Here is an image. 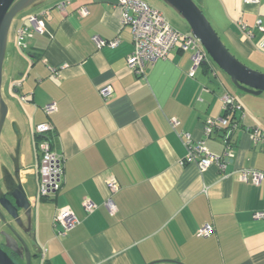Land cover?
<instances>
[{
    "label": "crops",
    "instance_id": "crops-1",
    "mask_svg": "<svg viewBox=\"0 0 264 264\" xmlns=\"http://www.w3.org/2000/svg\"><path fill=\"white\" fill-rule=\"evenodd\" d=\"M62 1L60 10L56 5ZM118 1L38 0L10 27L0 162L12 167L18 134L20 176L31 200L37 189V124L50 125L51 146L63 159L59 191L32 205L42 264H264V217H255L264 213V179L258 185L239 179L241 169L264 171V144L247 130L264 136V92L237 90L209 58L190 76V53L177 47L136 75L126 65L132 35L122 25ZM193 1L236 57L264 69V50L257 47L264 33L254 27L257 19L264 25V0ZM34 12L42 13L44 33L26 38L22 51L15 29ZM93 36L119 42L97 47ZM106 84L111 91L103 98L99 89ZM227 92L241 106L235 112L240 128L233 132L232 160L223 169L211 165L203 171L182 163L183 133L221 153L222 131L206 137L203 123L223 114L221 97ZM49 103L56 110L47 115L42 108ZM108 180L117 183L114 192ZM108 197L116 206L113 215L103 205ZM84 200L96 208L85 212ZM59 207H68L79 220L62 237L53 226ZM205 224L213 232L198 235ZM31 264H41L40 254Z\"/></svg>",
    "mask_w": 264,
    "mask_h": 264
},
{
    "label": "built area",
    "instance_id": "built-area-1",
    "mask_svg": "<svg viewBox=\"0 0 264 264\" xmlns=\"http://www.w3.org/2000/svg\"><path fill=\"white\" fill-rule=\"evenodd\" d=\"M247 4H257L260 0H243ZM65 1L59 2L56 7L62 10L65 6ZM118 6L121 8V22L122 25H128L132 35V50L126 57V65L136 75L143 76L145 68L148 65L155 63L158 60L165 59L171 50L178 48L181 51L189 52L192 61L190 69V76L195 72V69L204 63L209 57L198 39L194 38L190 33H181L174 29L165 19L162 12L143 0H119ZM82 14H86V9H81ZM241 27L247 30L245 24ZM254 27L261 33H264V25L261 19H257ZM44 22L42 13L34 12L27 16L26 22L22 23L15 29V43L16 46L24 51L26 48L25 40L31 37L32 34L44 33ZM250 33V30L247 31ZM92 39L97 47L108 46L115 47L118 44V39L104 41L97 36ZM259 50H264V40L262 39L258 44ZM111 91V86L106 84L99 89L100 95L105 98ZM25 100V97H20ZM223 104V114L216 118H207L203 123L204 134L209 137L213 130L224 129L222 136L223 149L220 154H214L208 151L204 141L192 142L190 135L183 133V142L187 148L185 157L182 163L193 162L200 171L205 170L211 165L223 169L226 164L232 160L234 153L232 151V143L228 137L236 129L240 128L239 118H233L237 110L241 109L235 97L230 93H225L221 97ZM43 111L49 115L56 110L55 103H49L43 106ZM251 131L255 142L264 144V136L258 133L257 129L247 128ZM51 127L47 123H40L34 127V136L39 137L37 142L38 161L36 163L37 172V189L35 196L31 199L34 205L41 198L53 196L59 191L63 181V159L52 148L50 139L48 137ZM239 179L241 182H249L254 185L260 184L264 179V171L253 168H245L239 170ZM106 186L110 192H114L118 185L114 180H108ZM83 208L85 212L90 213L96 205L89 200H84ZM103 205L109 214L116 212V206L108 197ZM256 218H263V212H257ZM79 224V220L68 207H59L56 209L53 217V226L55 228L56 236H66L70 230ZM213 232V227L205 224L198 230V235L207 236ZM41 264L44 260L43 253L40 252Z\"/></svg>",
    "mask_w": 264,
    "mask_h": 264
},
{
    "label": "water",
    "instance_id": "water-1",
    "mask_svg": "<svg viewBox=\"0 0 264 264\" xmlns=\"http://www.w3.org/2000/svg\"><path fill=\"white\" fill-rule=\"evenodd\" d=\"M37 1L0 0V133L5 125L8 111L2 96V74L10 27L16 16ZM161 1L186 21L190 34L198 39L211 60L229 77L237 90L252 95L264 92V72L250 68L230 52L201 8L193 0ZM12 128L14 129V124ZM20 140V136L16 134L14 152L10 156L12 167L3 166L1 169L4 192L0 189V219L5 223L4 216L8 217L12 223L9 229L14 237L6 236V233L2 231L6 242L0 244V264H17L7 250L20 259V264H31L33 256L40 253L32 228V203L20 176L18 160Z\"/></svg>",
    "mask_w": 264,
    "mask_h": 264
},
{
    "label": "rangeland",
    "instance_id": "rangeland-1",
    "mask_svg": "<svg viewBox=\"0 0 264 264\" xmlns=\"http://www.w3.org/2000/svg\"><path fill=\"white\" fill-rule=\"evenodd\" d=\"M145 1H147L148 3H150L151 5H153L158 10H160L162 12V14L164 15L165 19L167 20V22H169V24H171L173 27H175L179 32H181V33H183V31H188L189 32V26L186 23V21H184L183 19H181L171 8H169L161 0H145ZM210 24H211V22H210ZM212 27H213V25H212ZM208 58H209V61L212 62L216 66V68L222 72V70L220 68H218V66L211 60V58L210 57H208ZM238 60H240L242 63H244L245 65L249 66L250 68H253V69L258 70L260 72H264V69L261 68V67H258L257 68V66H254V65L250 64L249 62H246L245 60H241L240 58H238ZM1 140H2V131L0 133V141ZM3 155L4 154L0 150V160H3ZM3 166H4V161L0 162V170L3 168ZM14 261L17 264H19V262H17V260H14Z\"/></svg>",
    "mask_w": 264,
    "mask_h": 264
},
{
    "label": "flooded vegetation",
    "instance_id": "flooded-vegetation-1",
    "mask_svg": "<svg viewBox=\"0 0 264 264\" xmlns=\"http://www.w3.org/2000/svg\"><path fill=\"white\" fill-rule=\"evenodd\" d=\"M0 189L4 192L3 186H2V181H1V170H0ZM7 199L10 200V198L8 196H6ZM6 219V222H2V220L0 219V244H4L6 242V237L4 236V234L2 233V231H4L6 234V236H10V237H14L13 234L10 231V227L12 226L11 221L8 219V217L4 216ZM13 257L14 260H17V262H19L20 264V259H18L16 257V255H14L13 253H11L9 250H7Z\"/></svg>",
    "mask_w": 264,
    "mask_h": 264
},
{
    "label": "trees",
    "instance_id": "trees-1",
    "mask_svg": "<svg viewBox=\"0 0 264 264\" xmlns=\"http://www.w3.org/2000/svg\"><path fill=\"white\" fill-rule=\"evenodd\" d=\"M189 33H190V32H189ZM233 118H235V115L232 116V119H233ZM223 130H224V129H221V131H222L221 136H223ZM232 138H233V133H231V134L229 135V137H228V139H229L230 142L232 141Z\"/></svg>",
    "mask_w": 264,
    "mask_h": 264
}]
</instances>
